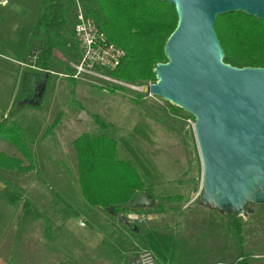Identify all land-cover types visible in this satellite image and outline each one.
Segmentation results:
<instances>
[{"label":"rangeland","instance_id":"1","mask_svg":"<svg viewBox=\"0 0 264 264\" xmlns=\"http://www.w3.org/2000/svg\"><path fill=\"white\" fill-rule=\"evenodd\" d=\"M39 1L8 0L0 7V120H12L24 130L36 160L35 170L26 173L0 167V264H129L130 256L143 251L159 260L168 244L178 242L173 222L179 227L190 217V223L207 225L208 216L215 219L217 243L229 246L217 250L218 258L233 264L245 257L251 264H264V202L247 201L236 214L201 199V164L190 113L137 88L154 81L68 80L65 64L70 67L78 56L70 36L71 15L61 30L65 50L55 52L49 62L40 105L19 102L14 116L5 118L22 70L42 46L39 39H29ZM108 84L122 89L110 92ZM93 114L110 123L105 132L115 138L118 156L130 161L151 186L155 198L150 207L134 209L128 203L126 213L111 215L82 200L71 143L81 132L99 131ZM55 115L57 125L41 138ZM0 152L20 158L4 140ZM171 195L179 198L168 200ZM226 211L238 220L241 246ZM140 215L144 218L138 223ZM160 226L170 232L154 229ZM49 234H54L53 242L47 241ZM188 264H196L195 259Z\"/></svg>","mask_w":264,"mask_h":264},{"label":"trees","instance_id":"2","mask_svg":"<svg viewBox=\"0 0 264 264\" xmlns=\"http://www.w3.org/2000/svg\"><path fill=\"white\" fill-rule=\"evenodd\" d=\"M80 3L84 12L96 21L107 40L125 52L122 65L111 71V76L134 85L155 81L152 69L156 63L166 61L162 52L163 44L176 24L174 7L158 0H80ZM73 6L74 0L39 1L29 39H39L42 46L34 55L33 63L22 70L17 91L5 118L14 116L17 103L30 99L43 81L46 86L50 60L55 58V52L65 50V37L61 30L69 15L72 19ZM213 26L223 51L224 63L236 67H264V20L241 12H230L217 15ZM64 69L67 74H71L67 63ZM68 80L75 81L71 77ZM105 89L114 92L122 88L108 84ZM139 96L142 94L139 93ZM41 99L42 96L35 105L39 106ZM129 100L136 102L133 98ZM92 119L99 131L81 132L71 143L76 162V182L86 206H98L116 215L126 213L128 203L131 205L132 199L142 192L153 200L155 196L151 193V186L144 183L130 161L118 156L115 138L105 132L111 127L110 123L102 121L96 114L92 115ZM57 122L58 116L55 115L44 128L41 138ZM0 140L7 142L20 155L17 158L0 152L1 168L23 173L35 170L32 140L17 123L1 119ZM175 198L179 196L167 197L168 200ZM224 216L240 243L242 237L238 220L228 211ZM233 264L251 263L242 257Z\"/></svg>","mask_w":264,"mask_h":264},{"label":"water","instance_id":"3","mask_svg":"<svg viewBox=\"0 0 264 264\" xmlns=\"http://www.w3.org/2000/svg\"><path fill=\"white\" fill-rule=\"evenodd\" d=\"M158 1L172 5L177 20L163 44L166 61L154 65L155 81L143 92L194 117L201 199L240 214L245 202H264V67L224 63L213 24L230 12L264 20V0ZM44 86L43 81L22 103L37 104ZM152 204L142 192L131 207Z\"/></svg>","mask_w":264,"mask_h":264},{"label":"built area","instance_id":"4","mask_svg":"<svg viewBox=\"0 0 264 264\" xmlns=\"http://www.w3.org/2000/svg\"><path fill=\"white\" fill-rule=\"evenodd\" d=\"M8 0H0V7H4ZM70 36L74 41L78 56L76 61L70 63V77L76 80L102 82L104 80L115 81L111 71L122 65L125 52L103 35L96 21L84 12L80 0H74ZM146 86H137L142 92ZM149 95V94H148ZM140 215L136 221H142ZM83 225V222H79ZM153 253L143 251L130 258L129 264H157Z\"/></svg>","mask_w":264,"mask_h":264},{"label":"crops","instance_id":"5","mask_svg":"<svg viewBox=\"0 0 264 264\" xmlns=\"http://www.w3.org/2000/svg\"><path fill=\"white\" fill-rule=\"evenodd\" d=\"M65 210L64 214L66 215L69 211ZM155 216L156 215H151L152 219H154ZM190 220L191 218L189 217L188 221H185L186 225L180 223V225L178 224L179 227H177L176 223H172L173 230L171 231L178 242H175L172 245L168 244L165 256L159 260L157 259L159 264H188L191 263L193 259H195L196 264H231L226 263L223 258L217 257V250L220 247L227 250L229 246H220L219 243H217L215 219L208 216L207 225L193 224L192 221L190 223ZM132 229L138 232L135 223L132 225ZM154 229L160 230L164 233L170 232L169 228H164V226ZM52 235L54 236V234H49V240L47 241L53 242L54 239L52 238ZM116 238L119 239V236H116ZM191 241L193 243H191ZM241 242L239 244L240 246L242 245ZM85 263L87 264V261Z\"/></svg>","mask_w":264,"mask_h":264}]
</instances>
